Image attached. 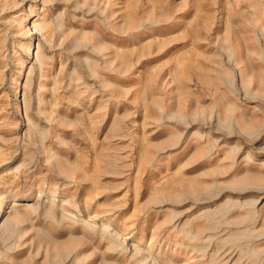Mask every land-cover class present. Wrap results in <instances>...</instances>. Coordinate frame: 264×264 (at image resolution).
Listing matches in <instances>:
<instances>
[{"label": "rangeland", "instance_id": "rangeland-1", "mask_svg": "<svg viewBox=\"0 0 264 264\" xmlns=\"http://www.w3.org/2000/svg\"><path fill=\"white\" fill-rule=\"evenodd\" d=\"M0 264H264V0H0Z\"/></svg>", "mask_w": 264, "mask_h": 264}]
</instances>
